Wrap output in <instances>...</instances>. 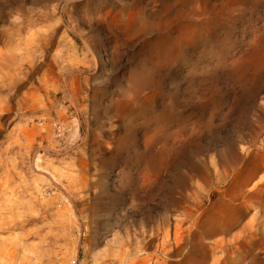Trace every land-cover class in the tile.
Segmentation results:
<instances>
[{
  "label": "rangeland",
  "instance_id": "rangeland-1",
  "mask_svg": "<svg viewBox=\"0 0 264 264\" xmlns=\"http://www.w3.org/2000/svg\"><path fill=\"white\" fill-rule=\"evenodd\" d=\"M119 1L0 0V264H264V0Z\"/></svg>",
  "mask_w": 264,
  "mask_h": 264
},
{
  "label": "bare ground",
  "instance_id": "bare-ground-1",
  "mask_svg": "<svg viewBox=\"0 0 264 264\" xmlns=\"http://www.w3.org/2000/svg\"><path fill=\"white\" fill-rule=\"evenodd\" d=\"M119 1V0H118ZM124 1V0H123ZM131 1V3L132 4H130V2L129 3H122L121 2V9H119V10H117L116 11V15L114 16V17H112V21L113 22H115L116 23V28H115V34H117V35H120V36H128V34H130L131 32L132 33H135L136 31H137V29H139V28H141V23H142V19H144V11H143V8H140V6L139 7H134L133 6V4H134V1L135 0H130ZM120 2V1H119ZM138 2V1H137ZM140 3V2H139ZM123 6V7H122ZM120 8V7H119ZM129 9H131V10H129ZM113 12V11H112ZM107 13V12H106ZM105 13V14H106ZM108 13H110V12H108ZM106 15H108V14H106ZM114 15V14H113ZM112 15V16H113ZM148 18V17H147ZM105 19V18H104ZM148 20V19H147ZM154 20V19H153ZM144 24V23H143ZM186 24V23H185ZM150 25V24H149ZM143 27V26H142ZM163 27V26H162ZM165 27V26H164ZM163 27V28H164ZM147 28V27H146ZM151 28V27H150ZM142 29H145V28H142ZM189 30H190V27H188V26H186V25H184V27L182 28V30H181V32H180V35L182 36V35H184V36H188L191 32H189ZM138 31H140V30H138ZM185 32V33H184ZM130 36H132V35H130ZM160 39V38H159ZM159 39H157V40H159ZM163 39H164V37H163ZM166 40V39H165ZM169 40H170V38H169ZM160 42H161V40H159ZM171 42V41H170ZM158 43V42H157ZM165 43V42H164ZM166 43H167V41H166ZM169 43V42H168ZM173 43H175V42H173ZM173 43H171L170 44V46L171 45H173ZM177 43V42H176ZM169 44H167V46H168ZM177 45V44H176ZM166 46V47H167ZM179 46V45H178ZM168 48H170V47H168ZM174 48V47H173ZM34 51V50H33ZM167 57V56H166ZM167 59V58H166ZM165 61V60H164ZM144 74H146V73H144ZM134 98H136V97H134ZM137 99H135V101H136ZM260 123H262V125L264 124V109L262 110V112H261V115H260ZM149 123V122H148ZM143 125V124H142ZM147 128V127H146ZM262 128H263V126H262ZM154 131H155V129H154ZM153 132V131H152ZM156 134V133H155ZM145 135V134H144ZM144 135L142 136V137H144ZM147 136V135H146ZM153 136H154V134H153ZM145 138V137H144ZM120 141H121V139H120ZM123 141V140H122ZM150 142V141H149ZM264 142V141H263ZM262 142V143H263ZM119 143V142H118ZM152 143H150V145H151ZM139 146V145H138ZM142 146V145H141ZM143 147H144V145H143ZM142 147V148H143ZM262 147H263V149H264V143L262 144ZM156 157V156H155ZM235 157H236V155H235ZM237 159V158H236ZM237 161V160H236ZM154 162V161H153ZM155 163V162H154ZM150 164H151V162H150ZM144 170H146V169H144ZM148 170V169H147ZM122 176V175H121ZM143 177V176H142ZM150 177V176H149ZM122 178H123V176H122ZM146 179V178H145ZM146 182H147V180H145ZM141 187V186H140ZM103 189V188H102ZM111 211V210H110ZM110 219V218H109ZM167 222V221H166ZM165 222V223H166ZM116 225V224H115ZM121 225V224H120ZM166 225H167V223H166ZM116 240V239H115Z\"/></svg>",
  "mask_w": 264,
  "mask_h": 264
}]
</instances>
